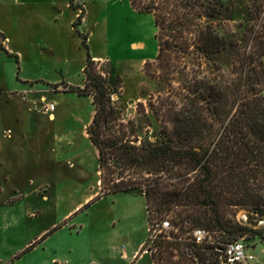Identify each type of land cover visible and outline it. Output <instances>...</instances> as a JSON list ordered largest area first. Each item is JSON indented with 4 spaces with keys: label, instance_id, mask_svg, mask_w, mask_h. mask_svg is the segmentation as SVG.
I'll use <instances>...</instances> for the list:
<instances>
[{
    "label": "rangeland",
    "instance_id": "rangeland-1",
    "mask_svg": "<svg viewBox=\"0 0 264 264\" xmlns=\"http://www.w3.org/2000/svg\"><path fill=\"white\" fill-rule=\"evenodd\" d=\"M68 1L0 0V32L10 53L0 48V264H129L133 255L132 264H152L151 254L141 253L150 227L145 197L101 194L99 155L86 133L93 99L63 92L84 87L89 53L112 82L121 78L113 100L122 109V123L144 126L146 138L159 128L149 103L159 109L163 99L181 107L182 84L199 69L197 60L176 62L172 87L152 79L145 73V64L158 54L151 15L135 12L130 0H81L85 11L79 20ZM55 2L61 13L52 9ZM235 2L242 13H255L247 0ZM243 24L244 19L224 26L240 55ZM226 56L234 60L230 52ZM205 68L206 77L215 79L214 68ZM15 90L22 92L19 97ZM50 103L56 105V121L44 110ZM8 126L13 141L3 140ZM245 244L254 264H264V245Z\"/></svg>",
    "mask_w": 264,
    "mask_h": 264
},
{
    "label": "trees",
    "instance_id": "trees-1",
    "mask_svg": "<svg viewBox=\"0 0 264 264\" xmlns=\"http://www.w3.org/2000/svg\"><path fill=\"white\" fill-rule=\"evenodd\" d=\"M130 3L135 12L154 18L158 54L145 64L150 78L172 87L180 59L196 58L199 69L182 84L181 107L163 99L159 109L149 103L159 128L141 138L144 126L124 125L122 109L115 106L121 78L112 82L87 54L84 87L66 92L93 99L95 114L86 133L99 155L101 194L145 197L150 227L141 253H150L152 264H225L233 242L264 245V230L256 228L264 218V0H247L255 9L251 14L237 10L235 0ZM83 17L84 11L79 20ZM242 19L240 55L224 26ZM4 41L0 32V48L9 55ZM87 43L83 36L86 51ZM207 66L216 71L215 79L206 77ZM240 211L249 217L245 224L237 220ZM168 217L172 230L154 238L156 225ZM197 229L210 239L197 243Z\"/></svg>",
    "mask_w": 264,
    "mask_h": 264
},
{
    "label": "built area",
    "instance_id": "built-area-1",
    "mask_svg": "<svg viewBox=\"0 0 264 264\" xmlns=\"http://www.w3.org/2000/svg\"><path fill=\"white\" fill-rule=\"evenodd\" d=\"M46 113H48L50 119L55 117L56 105L50 103L44 107ZM238 222L245 224L249 221V217L245 212H240L237 215ZM257 229L264 230V218L257 220ZM172 230V226L169 221H163L156 225L152 235L156 238L158 235L166 233ZM193 237L197 243L210 239L209 233L204 229H197L194 231ZM249 248L243 241L233 242L229 244L225 250V264H254V258L248 255Z\"/></svg>",
    "mask_w": 264,
    "mask_h": 264
},
{
    "label": "crops",
    "instance_id": "crops-1",
    "mask_svg": "<svg viewBox=\"0 0 264 264\" xmlns=\"http://www.w3.org/2000/svg\"><path fill=\"white\" fill-rule=\"evenodd\" d=\"M53 1V0H52ZM70 1L71 0H69L68 1V3H67V8H69V9H71V10H73V11H75L76 13H77V17H79V15L81 14V12L82 11H85V5L83 4H81V0H74V8H70ZM52 6V9H54L56 12H60L61 13V8H58L59 6H58V3L57 2H55V4H51ZM4 35V34H3ZM4 38H5V41L3 42V46L4 47H6L5 45H7V38L4 36ZM135 46V45H134ZM143 47H144V44H143ZM6 50H7V47H6ZM94 60H99V59H97V58H94ZM72 87H74V86H72ZM14 93H18V97H19V95L22 93L20 90H15L14 91ZM67 92L65 91V92H63V94H66ZM93 117H94V115H93ZM49 119H50V117H49ZM92 120H93V118H91V120H90V122L88 123V125H87V127L91 124V122H92ZM53 121H56V116L54 117V120ZM3 135H4V138H3V140L5 139V140H9V141H13L14 139H15V137L16 136H14V131H13V129L10 127V126H8V127H5L4 128V130H3ZM87 138H88V135H87ZM89 139V138H88ZM0 144H1V142H0ZM0 154H1V147H0ZM71 170H75L74 168H71ZM99 184H100V182H99ZM96 197V196H95ZM92 199H94V196H92V197H90V198H88L87 200H86V202L88 203V202H91L92 201ZM82 205H80L79 207H81ZM83 208V207H82ZM144 246V244H141V247H143ZM135 255H133L132 256V258H131V260L129 261L130 263L129 264H132L133 262H134V260H135V257H134Z\"/></svg>",
    "mask_w": 264,
    "mask_h": 264
},
{
    "label": "bare ground",
    "instance_id": "bare-ground-1",
    "mask_svg": "<svg viewBox=\"0 0 264 264\" xmlns=\"http://www.w3.org/2000/svg\"><path fill=\"white\" fill-rule=\"evenodd\" d=\"M50 120L52 121V120H54V118L53 119H50Z\"/></svg>",
    "mask_w": 264,
    "mask_h": 264
}]
</instances>
